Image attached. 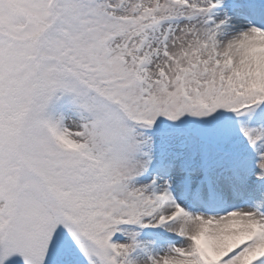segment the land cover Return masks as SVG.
<instances>
[{
  "label": "snow or ice",
  "instance_id": "obj_1",
  "mask_svg": "<svg viewBox=\"0 0 264 264\" xmlns=\"http://www.w3.org/2000/svg\"><path fill=\"white\" fill-rule=\"evenodd\" d=\"M0 264H264V0H0Z\"/></svg>",
  "mask_w": 264,
  "mask_h": 264
}]
</instances>
